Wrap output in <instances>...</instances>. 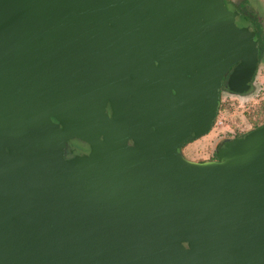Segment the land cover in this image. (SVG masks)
Here are the masks:
<instances>
[{
    "label": "water",
    "instance_id": "obj_1",
    "mask_svg": "<svg viewBox=\"0 0 264 264\" xmlns=\"http://www.w3.org/2000/svg\"><path fill=\"white\" fill-rule=\"evenodd\" d=\"M259 56L231 0H0V264H264V124L183 154Z\"/></svg>",
    "mask_w": 264,
    "mask_h": 264
},
{
    "label": "rangeland",
    "instance_id": "obj_2",
    "mask_svg": "<svg viewBox=\"0 0 264 264\" xmlns=\"http://www.w3.org/2000/svg\"><path fill=\"white\" fill-rule=\"evenodd\" d=\"M236 1L242 12L251 13L254 10L264 17V0ZM257 81L261 90L253 98L243 99L222 94L220 111L212 131L184 147L183 154L187 159L211 161L216 158V148L223 140L246 134L256 129L257 125L264 124V64L260 67Z\"/></svg>",
    "mask_w": 264,
    "mask_h": 264
},
{
    "label": "flooded vegetation",
    "instance_id": "obj_3",
    "mask_svg": "<svg viewBox=\"0 0 264 264\" xmlns=\"http://www.w3.org/2000/svg\"><path fill=\"white\" fill-rule=\"evenodd\" d=\"M236 2L237 1L234 0L235 5L238 7ZM243 13L245 15H247V17L253 23V25L255 26L256 31H257V35H258V39H259V47H260V56H259V61L257 63V69H256L254 75L252 76L251 82H250L248 89L246 90L245 93H236V92L230 91L228 89V83L226 80L223 87H222V94H228L229 96H235L238 98L249 99V98H253L254 96H257L261 90L257 79H258L260 67L264 64V17H262L258 11H254V10L251 11V13L250 12L249 13L243 12ZM259 126H260V124L257 125L256 127H259ZM239 136H241V135L238 134L234 138H237ZM214 159H215V157L213 158V160Z\"/></svg>",
    "mask_w": 264,
    "mask_h": 264
},
{
    "label": "trees",
    "instance_id": "obj_4",
    "mask_svg": "<svg viewBox=\"0 0 264 264\" xmlns=\"http://www.w3.org/2000/svg\"><path fill=\"white\" fill-rule=\"evenodd\" d=\"M187 144H188V143H187ZM187 144H186V145H187Z\"/></svg>",
    "mask_w": 264,
    "mask_h": 264
}]
</instances>
